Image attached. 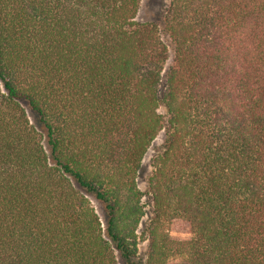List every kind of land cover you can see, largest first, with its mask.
I'll return each mask as SVG.
<instances>
[{
	"label": "trees",
	"instance_id": "16d2710c",
	"mask_svg": "<svg viewBox=\"0 0 264 264\" xmlns=\"http://www.w3.org/2000/svg\"><path fill=\"white\" fill-rule=\"evenodd\" d=\"M140 2L0 0V264H264V0Z\"/></svg>",
	"mask_w": 264,
	"mask_h": 264
},
{
	"label": "rangeland",
	"instance_id": "374dc122",
	"mask_svg": "<svg viewBox=\"0 0 264 264\" xmlns=\"http://www.w3.org/2000/svg\"><path fill=\"white\" fill-rule=\"evenodd\" d=\"M169 0H141L140 6L138 9L136 20L138 22H151V23H160L162 19L166 16V10ZM163 41L166 42L165 35L162 36ZM169 45V44H168ZM163 136L159 134L152 144L147 149L146 153L143 156L141 167L136 176V182L139 190L143 193V198L141 203L144 207L145 216L142 219L139 229L142 228L143 224H146L148 218L150 217V206L151 201L148 193V180L152 172V161L154 156L159 151V148L162 144ZM145 242H139L138 245V263H143L145 260Z\"/></svg>",
	"mask_w": 264,
	"mask_h": 264
}]
</instances>
